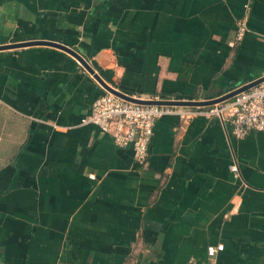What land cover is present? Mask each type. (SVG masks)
Wrapping results in <instances>:
<instances>
[{
    "label": "crops",
    "instance_id": "0c3cea01",
    "mask_svg": "<svg viewBox=\"0 0 264 264\" xmlns=\"http://www.w3.org/2000/svg\"><path fill=\"white\" fill-rule=\"evenodd\" d=\"M37 40L131 97L203 101L264 75V0H0V45ZM102 92L57 47L0 49V264H206L219 243L213 264H264V134L162 115L139 166L80 124Z\"/></svg>",
    "mask_w": 264,
    "mask_h": 264
},
{
    "label": "built area",
    "instance_id": "2783aa9c",
    "mask_svg": "<svg viewBox=\"0 0 264 264\" xmlns=\"http://www.w3.org/2000/svg\"><path fill=\"white\" fill-rule=\"evenodd\" d=\"M245 19L246 16H243L236 22V40H239L245 31ZM196 107L199 110L195 112H183L176 105L135 103L103 89L92 101L89 113L80 120V124L96 126L100 131L109 134L118 146L129 145L133 161L139 166L145 164L153 124L162 115L176 114L186 117L187 114L199 113L206 117H215L228 124L230 134L234 138H241L249 131L264 134V80L228 99ZM229 170L236 175L235 164L232 163ZM221 249L220 243L207 245L205 253L209 260L206 264H213L211 258Z\"/></svg>",
    "mask_w": 264,
    "mask_h": 264
},
{
    "label": "water",
    "instance_id": "95a60500",
    "mask_svg": "<svg viewBox=\"0 0 264 264\" xmlns=\"http://www.w3.org/2000/svg\"><path fill=\"white\" fill-rule=\"evenodd\" d=\"M34 44H42V45H49L53 47H57L71 56H73L80 64L81 66L92 75V77L99 83V85L106 91L131 102L135 103H141V104H166V105H176V106H205L210 105L215 102L225 100L236 94L237 92H240L246 88H249L261 81L264 80V75L261 77L254 79L253 81H250L246 84L240 85L239 87H236L235 89H232L228 91L227 93H224L223 95H220L213 99L203 100V101H182V100H167V99H140L137 97H131L129 95H126L114 87H111L107 85L102 79L97 75V73L94 72V70L89 66V64L74 50H72L69 47H66L65 45H62L61 43H57L54 41H44V40H37V41H25V42H19V43H10V44H4L0 45V49H6V48H15L19 46H27V45H34Z\"/></svg>",
    "mask_w": 264,
    "mask_h": 264
}]
</instances>
